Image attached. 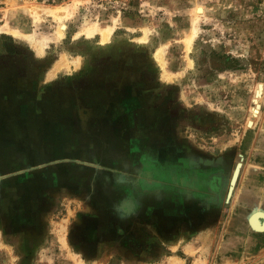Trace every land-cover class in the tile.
I'll list each match as a JSON object with an SVG mask.
<instances>
[{
	"label": "rangeland",
	"instance_id": "obj_1",
	"mask_svg": "<svg viewBox=\"0 0 264 264\" xmlns=\"http://www.w3.org/2000/svg\"><path fill=\"white\" fill-rule=\"evenodd\" d=\"M262 134L264 0H0V264H264Z\"/></svg>",
	"mask_w": 264,
	"mask_h": 264
},
{
	"label": "water",
	"instance_id": "obj_2",
	"mask_svg": "<svg viewBox=\"0 0 264 264\" xmlns=\"http://www.w3.org/2000/svg\"><path fill=\"white\" fill-rule=\"evenodd\" d=\"M215 164H218V162H215ZM242 166H243L242 162L238 163L236 165L234 171H233L231 182H230V186H229V190H228V195H227V199L228 200L232 197V194H233V192H234V190L236 188V184L238 182ZM128 204H129V206L124 205V207H123L126 211H130L131 207H132V203H128ZM257 215L262 216V218H264V212H261V211L254 213L251 216V218H253V217L257 216ZM262 220H263V223L261 224V227H264V219H262ZM252 228H253V226H252Z\"/></svg>",
	"mask_w": 264,
	"mask_h": 264
},
{
	"label": "bare ground",
	"instance_id": "obj_3",
	"mask_svg": "<svg viewBox=\"0 0 264 264\" xmlns=\"http://www.w3.org/2000/svg\"><path fill=\"white\" fill-rule=\"evenodd\" d=\"M32 9H33V7H32ZM86 33L88 34V36L90 38H93L97 33H100L102 40L106 41L110 37V35L112 34V27H102L99 30L89 29L86 31ZM207 162H208V160H207ZM210 162H211L210 164H208V163L205 164V160H203V159L200 160V163L205 164V165H211L212 161H210ZM193 165H197V163H194Z\"/></svg>",
	"mask_w": 264,
	"mask_h": 264
},
{
	"label": "crops",
	"instance_id": "obj_4",
	"mask_svg": "<svg viewBox=\"0 0 264 264\" xmlns=\"http://www.w3.org/2000/svg\"><path fill=\"white\" fill-rule=\"evenodd\" d=\"M264 134H262V137L260 138V139H263V142H264ZM219 166V165H218ZM177 249H179V248H177ZM259 264H262V262L260 261V263Z\"/></svg>",
	"mask_w": 264,
	"mask_h": 264
},
{
	"label": "trees",
	"instance_id": "obj_5",
	"mask_svg": "<svg viewBox=\"0 0 264 264\" xmlns=\"http://www.w3.org/2000/svg\"><path fill=\"white\" fill-rule=\"evenodd\" d=\"M10 53H13L12 51Z\"/></svg>",
	"mask_w": 264,
	"mask_h": 264
},
{
	"label": "built area",
	"instance_id": "obj_6",
	"mask_svg": "<svg viewBox=\"0 0 264 264\" xmlns=\"http://www.w3.org/2000/svg\"><path fill=\"white\" fill-rule=\"evenodd\" d=\"M121 12V11H120Z\"/></svg>",
	"mask_w": 264,
	"mask_h": 264
}]
</instances>
